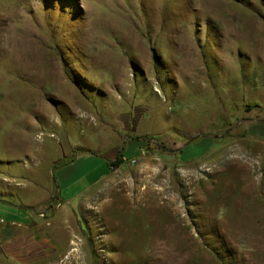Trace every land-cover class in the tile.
Listing matches in <instances>:
<instances>
[{
    "label": "rangeland",
    "instance_id": "rangeland-1",
    "mask_svg": "<svg viewBox=\"0 0 264 264\" xmlns=\"http://www.w3.org/2000/svg\"><path fill=\"white\" fill-rule=\"evenodd\" d=\"M0 195L27 264H264V0H0Z\"/></svg>",
    "mask_w": 264,
    "mask_h": 264
},
{
    "label": "crops",
    "instance_id": "crops-1",
    "mask_svg": "<svg viewBox=\"0 0 264 264\" xmlns=\"http://www.w3.org/2000/svg\"><path fill=\"white\" fill-rule=\"evenodd\" d=\"M7 204L0 201V206H8ZM62 207V204H59V208ZM6 208L10 210L8 215L11 217V220L0 222V264H27L31 261L30 252L34 247L41 245L42 250L51 246L49 245L50 241L45 238L44 232L40 233L41 240L35 239L34 230H39L38 227L42 226L43 221L39 224L29 218H26L24 221H18L17 217L19 213L16 211L18 207L13 209L10 207ZM52 208L51 206L45 208L48 213L46 215L47 218L51 216L52 213L49 211ZM51 219H53V216Z\"/></svg>",
    "mask_w": 264,
    "mask_h": 264
},
{
    "label": "trees",
    "instance_id": "trees-1",
    "mask_svg": "<svg viewBox=\"0 0 264 264\" xmlns=\"http://www.w3.org/2000/svg\"><path fill=\"white\" fill-rule=\"evenodd\" d=\"M122 157H123V154L122 153H119L118 155H117V158H116V160L112 163V165H118V166H120V164L122 163ZM72 160H65L63 163H61V165H59L60 167H63V166H66V165H68L70 162H71ZM0 197H2V195H0ZM0 201H1V199H0Z\"/></svg>",
    "mask_w": 264,
    "mask_h": 264
}]
</instances>
